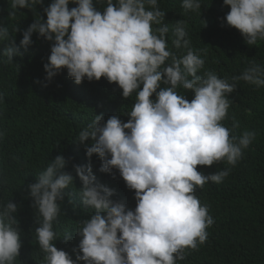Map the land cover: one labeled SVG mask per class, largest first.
Masks as SVG:
<instances>
[{
  "label": "clouds",
  "instance_id": "1",
  "mask_svg": "<svg viewBox=\"0 0 264 264\" xmlns=\"http://www.w3.org/2000/svg\"><path fill=\"white\" fill-rule=\"evenodd\" d=\"M70 3L76 6L70 8ZM223 3L230 11L222 19L239 30L249 46L264 41V0ZM38 5L43 6L44 0H10L8 17L14 18L22 8L34 13V22L23 30L20 41L25 51L34 43V33L53 42L44 64L47 82L67 69L77 84L85 78H106L118 84L125 99L135 93L127 122L120 115H111L105 122L101 112L79 132L76 142L84 146L89 163L73 164L82 183L78 192L66 191L76 177L65 170L70 158L63 154L56 155L27 185L36 210L35 239L44 253L40 264H177L185 260L186 250L204 244L207 229L215 223L209 206L197 197V189L209 182L222 183L256 138L255 130L234 135L239 127L235 117L231 127L223 123L233 103L229 94L240 81L264 86V65L252 58L241 74L230 79L213 70L199 74L205 60L191 47L187 21L166 24V11L158 0H106L103 10L94 0H52L44 8L46 20ZM181 6L196 12L202 2L182 0ZM14 31L21 29L16 26ZM170 31L172 46L177 51L186 49L185 53L177 55L169 48ZM0 42L6 45L0 55L7 58L5 63H13L15 55L23 56L16 36L2 21ZM181 86L194 92L191 101L178 91ZM4 135L0 132V138ZM93 155L102 161L100 172L118 170L127 188L134 191V210L123 200L113 199L115 190L98 181ZM220 162L230 167L208 174L197 170ZM66 196L74 208L92 210L76 229L81 239L73 249L75 259L55 243L60 236L54 222ZM18 210L13 200L0 201V264H15L20 256Z\"/></svg>",
  "mask_w": 264,
  "mask_h": 264
},
{
  "label": "trees",
  "instance_id": "2",
  "mask_svg": "<svg viewBox=\"0 0 264 264\" xmlns=\"http://www.w3.org/2000/svg\"><path fill=\"white\" fill-rule=\"evenodd\" d=\"M51 2L44 0L43 6H37L45 20L44 8ZM201 2V10L193 12L182 8V0H158L160 8L166 11V24L180 19L187 21L191 47L205 60L199 74L213 70L221 78L230 79L241 74L252 58L264 65V41L249 46L241 32L222 19L230 6L224 5L223 0ZM94 3L100 10L106 6V0H94ZM75 6L69 5L70 8ZM9 10L10 0H0V21L9 27L20 46L23 30L34 22V13L22 8L13 18L8 17ZM16 26L20 32L15 33ZM172 39L170 31L169 48L177 55L185 53L186 49L177 51L172 46ZM32 40L34 43L27 51L20 46L23 56L15 55L13 63H5L6 57L0 58V132L5 133L0 138V179L4 180L0 184V201L13 200L19 205L16 215L22 228V248L15 264H40L44 256L35 239L36 210L31 206L27 185L37 180L39 172L56 155L63 154L70 158L65 170L76 177L66 191L78 192L82 183L73 164L89 163L84 146L76 142L79 132L101 112L105 122L111 115H120L127 122L130 117L126 114L135 102V93L125 99L118 84L109 83L106 78L99 81L85 78L83 83L77 84L68 76L67 69L47 82L44 64L48 62L53 42L38 33L33 34ZM4 47L5 44H0V55ZM37 79L41 83H36ZM178 91L189 101L194 97V92L185 91L182 86ZM229 98L233 103L229 118L223 123L231 127L235 117L239 127L234 135L255 130L256 138L222 183L209 182L197 189V197L209 206L215 223L207 229V241L197 250L187 249L186 259L177 264H264V86L240 81ZM152 99L155 100V95ZM91 142L89 139L88 143ZM91 163L98 181L115 190L112 198L123 200L134 210L135 193L127 188L119 171L100 172L102 161L98 155H93ZM227 167L230 166L226 162H220L212 167L198 166L197 170L208 174ZM76 200L79 202L78 195ZM61 207V214L54 222L60 236L55 243L75 259L73 249L81 239L76 229L80 221L90 218L92 210L83 206L74 208L67 196Z\"/></svg>",
  "mask_w": 264,
  "mask_h": 264
}]
</instances>
